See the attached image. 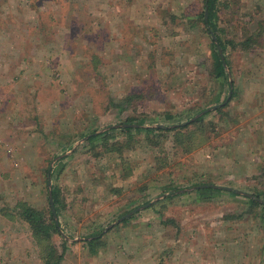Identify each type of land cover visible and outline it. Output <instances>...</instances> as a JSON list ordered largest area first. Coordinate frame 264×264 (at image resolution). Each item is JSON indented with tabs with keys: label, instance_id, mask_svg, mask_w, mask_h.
<instances>
[{
	"label": "rangeland",
	"instance_id": "obj_1",
	"mask_svg": "<svg viewBox=\"0 0 264 264\" xmlns=\"http://www.w3.org/2000/svg\"><path fill=\"white\" fill-rule=\"evenodd\" d=\"M203 1L0 0V72L43 69L0 83V264H264V0L217 4L229 82ZM52 185L39 242L17 213Z\"/></svg>",
	"mask_w": 264,
	"mask_h": 264
},
{
	"label": "trees",
	"instance_id": "obj_2",
	"mask_svg": "<svg viewBox=\"0 0 264 264\" xmlns=\"http://www.w3.org/2000/svg\"><path fill=\"white\" fill-rule=\"evenodd\" d=\"M204 8L207 10V14L205 16V9L203 8V10L200 13V19L203 23V25L207 26L208 30L213 31L216 34V38L218 39V45L221 47L222 52H225L227 50V43H225L223 41V39H221V36L218 32V28L217 25L215 23L216 18H217V13H218V9H217V4H219V0H204ZM205 17V18H204ZM211 56H212V71L214 73V76L216 78L219 79H224V81L227 79L228 81V72L225 69V66L220 55L218 54V48L216 43L214 42V40L211 37ZM224 60L226 62V64H228L227 58L224 57ZM229 82V81H228ZM215 102H211V106L213 104H216V102H218L220 100V96L215 98ZM224 100V99H223ZM210 105V104H209ZM219 108V107H218ZM216 108L213 111H218L219 109ZM209 113V112H207ZM205 115V114H204ZM204 115L199 116L198 118H196L193 122L189 123L190 125H196L197 123H199L203 118ZM168 118H171L172 116L167 115ZM127 122H123V123H132L133 121H137L134 120V118H127L126 119ZM139 124L140 121H137ZM187 124L185 125H181V126H176L179 131H182L183 129L187 128ZM194 127V126H193ZM192 127V129H193ZM198 127V125L196 126V128ZM135 129V130H144L146 133H151L154 130L157 131H162L165 130L166 127L163 126H158V127H132V126H125L123 128H121V130L127 132H130V130ZM191 129V130H192ZM104 131L102 133H98V134H91V136L88 138L89 142L95 141L97 138H99L100 136H105V135H110L108 134V132L110 131ZM191 132L186 133V136H189ZM180 135H182L181 137H185V135L183 134V132L180 133ZM194 135L190 136V139H193ZM47 173H48V168L46 169ZM54 169H50L49 173L51 175V173L53 172ZM203 190H214L219 192V189H213L211 187H203L201 189H198V191L203 193ZM59 189L55 188V186H51V194H52V203L53 206L56 210V212L58 211V205H59ZM49 195V194H48ZM257 195V194H256ZM254 195L255 197H250L248 198L249 204L250 206H259L261 205V203L257 200L258 197ZM49 198V197H48ZM48 205H47V209H45V211L41 210V209H36L30 205H21L20 207V211L17 213L19 217H21L27 224L28 227L31 231L32 236L34 237L35 240L37 241H49L51 239V233L55 232L58 233V226L55 224V220L53 217V211H52V206L50 204V200L48 201ZM97 240H90L88 241V244L94 248V243ZM48 249H50L49 253H50V257L52 258L54 256V253L56 252L54 249V246L52 244H49ZM45 261L44 264H50L49 261L47 260V256L45 257ZM60 259V255L55 256V264H57Z\"/></svg>",
	"mask_w": 264,
	"mask_h": 264
},
{
	"label": "crops",
	"instance_id": "obj_3",
	"mask_svg": "<svg viewBox=\"0 0 264 264\" xmlns=\"http://www.w3.org/2000/svg\"><path fill=\"white\" fill-rule=\"evenodd\" d=\"M4 62H5V64L2 66V72H0V83H1V81H5V80H9V79H12V80L19 79L20 80V79L26 78L29 73H31V74L27 78L37 77L38 75H41L43 72L42 67L38 64V60L36 59L34 61V58H32V65H30L31 66L30 67L27 64H25L23 57H22V60H20V62H18V65H19L18 71H15L12 74L9 73L10 69L12 68V67H10V64L7 63L6 59ZM0 71H1V69H0ZM22 251H23V254H25V249H23ZM125 251L128 252V250H125ZM227 252H229V250H227ZM140 256H141V252L139 251V257ZM216 256H217V254H215V256L211 255L210 257H205L204 260H207L209 262V264H220V262H219L220 260ZM139 257H137V259ZM199 258H198L199 261L201 260L200 264H203V257L200 256ZM141 260H142V258H141ZM40 264H42V263L40 262ZM131 264H134L133 261ZM230 264H236V262L234 261Z\"/></svg>",
	"mask_w": 264,
	"mask_h": 264
},
{
	"label": "water",
	"instance_id": "obj_4",
	"mask_svg": "<svg viewBox=\"0 0 264 264\" xmlns=\"http://www.w3.org/2000/svg\"><path fill=\"white\" fill-rule=\"evenodd\" d=\"M206 14H207V10L205 9V16H206ZM212 38H213V40H214V42L216 43V45H217V48H218V50L220 51V53H221V47L218 45V41H217V39H216V36L212 33ZM224 62V61H223ZM231 95V89H229V91H228V97ZM227 97V98H228ZM216 106L217 105H214V106H212L210 109H214V108H216ZM205 112V110H203L202 111V113H204ZM48 186H49V188H50V184H49V182H48ZM220 187V186H219ZM228 189V188H227ZM49 200H50V203H51V205L53 206V204H52V194H51V190L49 189ZM262 201V200H261ZM262 202H264V201H262ZM52 211H53V213H54V207H52ZM127 215L128 214H126V215H124V217H127Z\"/></svg>",
	"mask_w": 264,
	"mask_h": 264
}]
</instances>
